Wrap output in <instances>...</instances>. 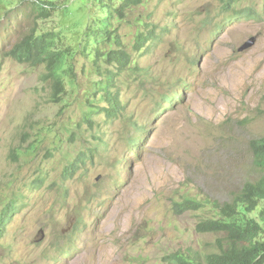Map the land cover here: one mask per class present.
I'll list each match as a JSON object with an SVG mask.
<instances>
[{
  "label": "rangeland",
  "instance_id": "374dc122",
  "mask_svg": "<svg viewBox=\"0 0 264 264\" xmlns=\"http://www.w3.org/2000/svg\"><path fill=\"white\" fill-rule=\"evenodd\" d=\"M250 4L264 9V0L242 1ZM104 9L65 0L40 19L30 0H0V207L14 191L25 193L0 236V264H169L170 252L211 248L217 235L196 233V224L261 174L250 142L264 136V12L238 20L222 14L219 0H143L113 17L111 36L135 60L116 82L120 116L99 113L90 125L87 99L106 103L94 96L95 41L86 33ZM145 22L158 26L159 39L135 51ZM32 27L60 31L76 70L59 103L39 79L42 67L8 55ZM170 95L176 100L165 103ZM129 136L139 138L136 148ZM13 147L26 163L11 159ZM47 148L55 150L50 159ZM82 151L85 165L62 180ZM39 172L44 184L26 187ZM185 197L204 205L175 213L173 203ZM261 209L247 216L261 221Z\"/></svg>",
  "mask_w": 264,
  "mask_h": 264
},
{
  "label": "trees",
  "instance_id": "16d2710c",
  "mask_svg": "<svg viewBox=\"0 0 264 264\" xmlns=\"http://www.w3.org/2000/svg\"><path fill=\"white\" fill-rule=\"evenodd\" d=\"M97 5L105 8L103 15L96 18L89 26L86 33L87 39L94 40L92 54V66L98 76L94 96L98 100H103L104 104H95L87 99V108L83 109L84 121L93 124V117L99 113H104L107 119H115L120 116L123 105L118 92H116V82L125 73L130 64L135 59L127 51L118 36H111L110 27L112 18L115 16H125L124 12L136 7L143 0H120L118 6L113 7L112 0H94ZM224 11H229L231 6L238 0H219ZM31 8L37 16L42 19L49 18L59 10L65 0H30ZM157 27L150 23L143 24V30L135 38L133 48L140 51L147 44L155 42L157 38ZM113 34V33H112ZM61 34L58 30L47 31L44 29H32L23 35L9 50V56L21 63H28L32 67H42L39 79L50 85V101L59 103L65 94L69 79L75 80L76 70L70 58H67V46L60 47L59 40ZM108 45L112 47L105 50ZM149 47V46H147ZM88 51L87 44L83 46V53ZM103 62L101 64L100 62ZM136 66L135 65L133 67ZM81 66V69H84ZM165 103H171L176 98L172 95L163 96ZM137 124V122H136ZM139 129L143 130L141 126ZM24 137H29L28 132H21ZM40 136L36 133L35 137ZM13 147L10 150V157L14 162L20 161L22 164L26 160L22 158L19 151ZM253 163L261 171L256 180L245 183L242 188L235 193L229 202H215L213 207L216 210L215 217L205 219L197 223L196 231L200 234H217L215 248L212 251L201 253L192 250L175 251L164 256V260L169 264H264V136L254 139L250 143ZM25 156V154L23 155ZM44 156L48 159L53 156V150L45 151ZM86 156L78 153L69 167L64 169L66 174L69 171H76L78 163H84ZM29 160L27 161V163ZM43 182V176H38L30 180L26 187L38 189ZM14 191L8 201L0 207V236L7 221L16 213L18 204L22 201V188ZM204 204L191 197H185L173 203L175 213L194 211L202 208ZM262 206L260 211L261 221L248 217L247 214L253 212L257 207Z\"/></svg>",
  "mask_w": 264,
  "mask_h": 264
},
{
  "label": "clouds",
  "instance_id": "9594fccd",
  "mask_svg": "<svg viewBox=\"0 0 264 264\" xmlns=\"http://www.w3.org/2000/svg\"><path fill=\"white\" fill-rule=\"evenodd\" d=\"M242 1L243 0H238L236 3H234L231 7L232 8H230V10L229 11H222V14H226L227 16H229V17H231V16H234V17H236L238 20H239V18H242V20H248V19H250V20H253V19H259V18H261L262 17V15H263V12H264V9L263 8H261V10H259V9H257V10H255L252 6H251V4L250 5H242ZM221 4V3H220ZM228 17V18H229ZM157 28V35L159 36V31H158V26H156ZM158 36H157V38H156V41L159 39L158 38ZM250 39H252V38H250ZM249 39V40H250ZM248 40V41H249ZM247 42V41H246ZM245 42V43H246ZM244 43V44H245ZM253 43H254V38H253ZM252 43V44H253ZM244 44H242V46L244 45ZM251 44V45H252ZM250 45V46H251ZM242 46H240V48H239V50H244V49H246V48H248V47H250V46H247V47H244V48H242ZM176 100V99H175ZM173 101V100H172ZM172 101H171V103H172ZM171 103H169V104H171ZM96 116V115H95ZM107 119V118H106ZM108 120H111V119H108ZM137 122V124L135 123V127H136V129H139V127L141 128V126L142 127H144V129L143 130H141V129H139V130H141V136L142 137H144V134L147 132V128L145 127V126H143L142 124H140L138 121H136ZM97 139L98 140H100V138L99 137H97ZM137 139H139L138 137H136V139H134V138H132V137H130L129 136V141L130 142H132V144H133V146L134 145H136V143H135V141L137 140ZM258 139V138H257ZM253 141V140H252ZM251 143V142H250ZM135 147V146H134ZM136 148V147H135ZM54 151L55 150H53V153H54ZM94 151V149H91V150H89V152H93ZM78 153H80V152H78ZM81 153H84L85 154V156H86V152H81ZM77 156V155H76ZM76 156H75V158H76ZM53 157V156H52ZM51 157V158H52ZM74 158V159H75ZM48 159H50V158H48ZM72 160V161H70L69 163H67L65 166H64V168L62 169V172H61V177H62V180H64V179H70V178H72L73 177V175H74V173L77 171V170H79V168L81 167V166H84L85 165V163H86V159H87V156H86V159L84 160V163H78V165H77V169H76V171L75 172H71V171H69L68 170V172L65 174L64 173V169L66 168V167H69V164L70 163H72L73 161H75V160ZM42 174V176H43V182H42V185L44 184V182H45V179H44V177H45V172H43V173H40V175ZM41 185V186H42ZM8 201V199L6 200V202ZM5 202V203H6ZM4 203V204H5ZM214 208V207H213ZM18 209H19V207H18ZM215 209V208H214ZM215 213H216V210H215ZM215 217V216H214ZM211 218H213V217H211ZM11 219V218H10ZM10 219L7 221V223L10 221ZM209 219V218H208ZM6 223V224H7ZM199 223V222H198ZM197 225V224H196ZM6 226V225H5ZM5 228V227H4ZM4 230V229H3ZM195 232L196 233H198L197 231H196V228H195ZM200 234V233H199ZM214 235H217V234H214ZM219 236L217 235V237L214 239V241L212 242V247L211 248H207V249H205V248H201V249H196V248H194L193 246L191 247V246H187V247H185L184 248V251H189V250H192L193 251V253H194V256H196V254H195V252H201V253H206V252H209V251H212L214 248H215V240L218 238ZM177 251H181V250H177ZM173 252H175V251H173ZM171 253V252H170ZM169 254V253H168ZM167 255V254H166ZM165 255V256H166Z\"/></svg>",
  "mask_w": 264,
  "mask_h": 264
},
{
  "label": "water",
  "instance_id": "95a60500",
  "mask_svg": "<svg viewBox=\"0 0 264 264\" xmlns=\"http://www.w3.org/2000/svg\"><path fill=\"white\" fill-rule=\"evenodd\" d=\"M252 43H253V38L250 39L249 41H247V42L242 46V48L247 47V46H250Z\"/></svg>",
  "mask_w": 264,
  "mask_h": 264
},
{
  "label": "bare ground",
  "instance_id": "6f19581e",
  "mask_svg": "<svg viewBox=\"0 0 264 264\" xmlns=\"http://www.w3.org/2000/svg\"><path fill=\"white\" fill-rule=\"evenodd\" d=\"M109 214V213H108Z\"/></svg>",
  "mask_w": 264,
  "mask_h": 264
}]
</instances>
